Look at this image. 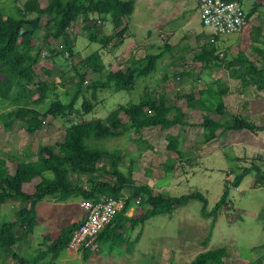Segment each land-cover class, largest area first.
Instances as JSON below:
<instances>
[{"label":"rangeland","instance_id":"obj_1","mask_svg":"<svg viewBox=\"0 0 264 264\" xmlns=\"http://www.w3.org/2000/svg\"><path fill=\"white\" fill-rule=\"evenodd\" d=\"M38 2L41 7L46 4V0H38ZM20 3H17L18 6ZM176 3L177 0H133L131 15L127 19H122V24L116 29H114L116 18L112 16L101 18L90 15L92 21H95L94 25L77 20L69 29L74 46L71 55L56 53L62 49L60 42L44 40L46 32L44 25L48 23L50 17L43 16L41 27L31 43L39 49L37 63L34 66L35 75L40 80L47 81L49 88L47 98L42 101H39L37 93L31 96L34 107L44 111L52 98L68 101L76 90L75 72L80 69L83 59L93 51L99 54L104 68L99 73H85L84 86H88L93 81H104L109 72L131 63L135 64L147 53H160L156 71L147 77L135 74L134 85L127 91L98 88L92 95L90 89H86L84 98L92 102V109L82 114L80 102L83 97L79 96L73 116L84 121L103 118L118 105L135 101L147 87L155 92L163 91L168 105L179 108L187 121L199 120L200 110L192 107V102L203 99L205 105L222 102L228 113L222 116L212 113L213 117L221 122L228 118V114L248 112L249 107H252L253 111L261 110L262 120L258 122L264 125V88L256 89L253 85H243L237 73L246 63L240 65L234 63L237 55L242 53L253 63L264 65V26L259 28L258 34L254 31L255 27L264 22V0H245L242 8L249 14L248 23L239 32L224 35L210 33V29L201 26L196 18L190 24L199 31L192 34L190 31L185 32V29L180 30L177 27L184 20L183 14L179 15L181 7ZM17 4L14 0H0V10L5 15L16 16ZM125 20L128 23H137L138 26L145 23L153 24L155 28L150 32L144 29L132 30V37L128 35L129 30L124 26ZM165 22L168 23L162 31L176 30L175 34L165 35L160 30L159 26ZM122 27L125 38L119 44L114 38H111L107 44L88 40V35L91 33L96 36H110ZM200 29L205 30L206 33ZM127 39L129 40L126 41ZM207 42L213 44L212 53L206 54L203 60H196L194 54L202 47L206 48ZM224 86L227 87V92L223 95L216 94L217 88ZM24 94L25 92L22 96ZM224 103L229 108H226ZM5 111L6 108L0 107V157L5 160L10 172L17 163L36 159L39 146H53L59 142L68 126L61 117L47 116L40 118L36 130L28 134L24 130L23 123L18 120L11 121L9 127H5V119H3ZM171 112L173 113L174 110ZM124 118L125 116L121 115V119ZM195 126L176 124L168 129L150 126L140 130H128L119 137L96 140V143L107 150L119 149L122 154L119 169L125 171L131 164V176L136 182L147 181L150 178L148 183L154 181L156 190L162 186L161 191H157L171 196H179L192 189L199 190L207 197L209 210L223 189L226 181L224 175L228 172L230 179H233L243 167L249 166L250 160L231 159L226 166L227 169H223L222 165L216 162L217 160L222 162L221 156L224 152L226 155L242 156L241 152L232 145L227 148L228 142L238 139L239 133L235 130L219 128L217 139L204 143L202 134ZM167 134L178 136L180 156L165 148ZM259 134L250 137L251 145L264 142V138H260ZM225 146L227 149H221ZM6 156L11 159H7ZM185 156L187 160L184 159ZM252 156L254 155H247V158L251 159ZM263 171L264 169L258 173L249 172L236 187L230 185L226 199L229 206L220 208L221 212L212 229V235L205 244L201 241L209 232L210 219L200 215L201 203L198 200H189L185 205L177 208L171 217L159 214L149 217L143 225H138L136 230L139 231V237L134 245V251L129 249L131 253L120 251L122 247L101 242L99 244L101 255L96 264H186L198 252L225 247L227 244L236 246L238 251L223 264H251L253 257L257 255L253 256L248 251L247 254L252 256L248 257L245 249L264 243L261 224L254 217L261 204L259 210L264 209ZM44 175L48 178L52 177L50 172H44ZM70 176L74 179L76 175L70 174ZM80 179L82 182L85 180L84 176ZM163 183L169 188L166 189ZM34 185L35 181L23 183L21 188L25 193H33ZM128 191L129 189H125L124 193L128 194ZM48 200L52 203L58 202L54 198H45L35 203L39 224L32 231L33 238L29 242L20 243L16 252L24 259L33 256L38 249H45L44 246L48 243L43 239L44 234L51 233L53 227L64 225L70 216L75 217L80 212L76 204L77 198L59 201L54 205L48 203ZM22 205L23 202L19 200H8L0 204V223L13 219L14 211ZM140 210L138 211L141 214ZM256 217L264 221V212L262 216ZM129 236L131 238V234ZM2 257L3 253H0V264H19L9 256L5 259ZM53 264L60 263L56 261ZM71 264L78 263L71 262ZM260 264H264V261Z\"/></svg>","mask_w":264,"mask_h":264},{"label":"trees","instance_id":"obj_2","mask_svg":"<svg viewBox=\"0 0 264 264\" xmlns=\"http://www.w3.org/2000/svg\"><path fill=\"white\" fill-rule=\"evenodd\" d=\"M237 1L241 3L242 0ZM14 2L15 4L21 2L19 6L15 5L16 16L5 15L0 10V107L6 108L3 112L5 127H9L11 121L18 120L23 123L25 132L32 134L38 126V120L47 116L61 117L68 126L59 142L53 146H39L35 160L17 163L12 172L7 169L5 160L0 157V203L8 200L25 203L14 211L13 219L0 223V253H3V259L9 256L19 264H37L46 255H49L50 261L55 260L65 249L69 235L77 222L61 227L57 237L46 244L45 249H38L30 258L24 259L16 253L20 243L26 241L32 233L36 224L35 203L40 199L54 198L59 202L70 198L93 199L99 194H108L114 198L126 197L121 212L97 234L96 240L100 244L102 241H111L114 238L122 239L116 231L124 222H128L131 227L141 225L149 217L171 214L189 200H198L201 203L200 215L210 219L211 229L218 211L226 202L230 185L236 187L249 172L258 173L262 168L264 169V165L259 164L262 157L254 154L249 166L243 167L235 174L231 184L224 182L218 200L209 210L207 200L199 190L192 189L179 196H171L160 191L154 193L149 185L136 182L131 176V164L125 171L119 169L122 158L119 149L107 150L96 143V140L119 137L128 130H140L150 126L168 129L178 124L199 126L202 131V141L206 143L215 138L218 128L259 131L264 130V125L233 114H228V118L219 122L213 115L222 116L228 113L222 102L205 105L203 99L192 102V107L200 110L199 120L187 121L179 108L168 105L163 91L155 92L147 87L135 101L118 105L103 118L84 121L73 116L79 96L83 97L80 102L82 114L92 109V102L84 98L86 89H90L92 95L98 88L127 91L134 85L135 74L147 77L156 71L160 53H147L135 64L131 63L109 72L104 81H93L88 86H84L85 73H99L104 68L99 54L93 51L83 59L80 69L75 72L76 90L69 100L63 102L59 98H52L47 108L39 111L34 107L31 96L37 93L39 101H42L47 98L49 88V83L40 80L34 72L39 49L32 46L31 41L41 27V18L50 17L48 23L44 25L46 30L44 40L60 42L62 49L56 53L71 55L74 46L69 29L74 22L80 20L85 24L94 25L95 21H92L90 15L101 18L112 16L116 18L114 23L116 29L122 24V19H127L131 15L133 0H46L43 7L39 5L38 0H14ZM245 12L249 19V14ZM260 27L254 28L255 34H258ZM111 38H114L117 44L121 43L125 38L124 27L115 30L110 36H96L92 33L88 35L90 42L100 44H107ZM212 51L213 44L207 42V47H202L196 52L194 58L203 60L205 55L211 54ZM234 63L239 65L246 63L237 73L243 85H253L256 89L264 88V65L253 63L242 53L237 55ZM18 92L21 94H17ZM23 92L25 94L22 96ZM226 92V86L216 90L218 95ZM121 115L125 116L124 120L121 119ZM165 148L180 156L176 135H166ZM6 158L11 159L8 156ZM44 172H50L52 177H46ZM70 174L76 175L75 178L72 179ZM82 176L85 178L84 182L80 179ZM32 181H35L34 191L27 194L21 186ZM125 189H129L128 194L124 193ZM135 198L139 199L138 206L142 208V213L137 218H128L125 212ZM209 236L210 230L201 242L205 244ZM133 244L134 242H131V245ZM231 250L232 248L225 246L201 251L196 253L187 264H223L230 258ZM248 251L253 256L257 255L251 264H260L264 261V243L253 246ZM87 256L86 251L82 253L83 259Z\"/></svg>","mask_w":264,"mask_h":264},{"label":"crops","instance_id":"obj_3","mask_svg":"<svg viewBox=\"0 0 264 264\" xmlns=\"http://www.w3.org/2000/svg\"><path fill=\"white\" fill-rule=\"evenodd\" d=\"M244 1L245 0H242L241 1V3H244ZM178 6H180L181 7V9H180V12H179V15H182L183 14V22H180L179 23V26L177 27V28H179L180 30H183V29H185V32H187L188 33V31H190V32H192V34L195 32V31H199L196 27L195 28H192L191 27V22L193 21V19L194 18H196L197 19V21L200 23V16H199V12H198V9H197V0H177V3H176ZM190 12V13H189ZM178 15V14H177ZM185 15H186V17H185ZM176 16V15H175ZM168 22H165L164 24H161V26H159V28H160V30L162 31L164 28H165V25L167 24ZM191 23V24H190ZM200 25H201V23H200ZM124 26L125 27H127V29L129 30V36H132L133 37V33H132V30H138V29H144L146 32H150V31H152V29H154L155 28V26L153 25V24H147L146 25V23L145 24H143V25H140V26H138V24L137 23H128L127 22V20H125V22H124ZM202 26V25H201ZM259 26H264L263 25V22H261V24H259ZM196 29V30H195ZM201 30V29H200ZM203 30V29H202ZM201 30V31H202ZM163 32V31H162ZM203 32L204 33H206V31L205 30H203ZM165 35H171V34H175L176 33V30H169V31H167V32H163ZM198 32H196V34H197ZM131 39V38H130ZM129 39H127L126 41H128ZM207 41V40H206ZM120 46V45H119ZM122 49V46L120 47V50ZM119 50V51H120ZM225 104V103H224ZM225 106H226V104H225ZM226 108H229V107H227L226 106ZM260 111L261 110H258V111H253V109H252V107H249V111L248 112H246V111H242V112H240L239 111V113L238 114H236L237 116H242V117H244V118H246V119H248V120H250V121H254V122H258V120H262V118H261V116H260ZM228 112V111H227ZM234 114V113H233ZM217 121H219L218 119H216ZM219 122H221V121H219ZM256 124H259V122L258 123H256ZM259 125H262V124H259ZM195 127H197L198 128V130L200 131V133H202V131H201V128L199 127V126H195ZM235 131H237V133H239V137H238V139H235V141L234 142H228V147L227 146H225V147H222L221 149H224V148H229L231 145L233 146V148L234 149H237V151L238 152H241V154H242V156H237L238 154H232V155H226L225 154V152L223 153V155L221 156V161L222 162H220V160H217V162L216 163H220L221 165H222V168L223 169H227V164H228V162L232 159V160H234V159H242V160H250V159H248L247 158V155H251V154H258V155H260L261 157H262V161H260L259 162V164L262 166V164L264 165V142H262V143H256L257 145H251V143H250V137H252V136H256V134H258V133H260L258 136H260V138H264V136H262L264 133V130H261V131H256V132H252V131H250V130H247V129H239V130H235ZM244 131H249L248 133L247 132H244ZM254 134V135H253ZM218 135H219V128L217 129V131H216V136H215V138L213 139V140H211V141H209V142H213V141H215L216 139H217V137H218ZM177 136V135H176ZM262 136V137H261ZM177 138H178V136H177ZM179 140V139H178ZM232 140H234V139H232ZM208 143V142H207ZM226 148V149H227ZM184 159H186L187 160V156H185L184 157ZM33 160H35V159H33ZM30 161H32V160H30ZM215 168H218V167H215ZM261 170H263V168L261 169ZM263 174H264V171H263ZM151 179L149 178V180H147V181H141V182H138V183H143V184H147V185H149L150 187H152V189H153V192H155V191H157V190H160L161 191V188L160 187H162V186H160L159 187V189H155V185H154V181H152L153 183H148L149 181H150ZM224 182V181H223ZM164 184V183H163ZM164 186L166 187V189H168L169 187H167V184H164ZM201 192V191H200ZM222 192V191H221ZM27 194H31L30 192H27ZM165 194H167V193H165ZM221 194V193H220ZM168 195V194H167ZM205 196V195H204ZM220 196V195H219ZM205 198H206V200H207V197L205 196ZM219 198V197H218ZM80 199H77V201H76V204H77V206L79 207V205H78V201H79ZM218 200V199H217ZM216 200V201H217ZM49 201V200H48ZM215 201V202H216ZM6 202V201H5ZM5 202H3V203H5ZM228 201L226 200V202H225V204L223 205V206H225L226 207V203H227ZM48 203H50V204H52V205H54L55 203H59V202H55V203H52L51 201H49ZM0 204H2V203H0ZM25 203H23V205H24ZM207 204H208V201H207ZM231 204V203H230ZM22 205V206H23ZM65 205V204H64ZM67 205V204H66ZM262 205V204H261ZM260 205V206H261ZM260 206L258 207V209H257V212L254 214V217L256 218V220H257V222L258 223H260L261 224V230H262V232H264V221L260 218V217H258V219L260 220H258L257 219V217L256 216H259V215H261L262 216V213L264 212V209L262 208V209H260L259 210V208H260ZM129 209V208H128ZM139 209H141L140 211H141V213H142V208L141 207H133L130 211H128V212H126V216L128 217V218H137L139 215H140V212L138 211ZM79 210H80V212H79V214L77 215V216H70L68 219H67V221H66V223L64 224V225H58V226H55V227H53V231H51V233H49V232H47L46 234H44V237H43V239L44 240H46V242L47 243H49L51 240H53L54 238H56L57 237V235H58V233H59V231H60V228L61 227H63V226H65V225H68V224H70V223H76V222H78L82 217H83V215H84V211L79 207ZM259 210V211H258ZM176 211V209L175 210H173L172 211V213L171 214H166V216H168V217H171L173 214H174V212ZM221 212V209L218 211V214H217V216H216V218H215V220H214V222H213V225H212V227H211V229H209L210 230V236L212 235V229H213V227H214V224H215V222H216V219H217V217H218V215H219V213ZM147 220V219H146ZM146 220L143 222V224L146 222ZM227 221H228V219H227ZM228 222H230V221H228ZM38 224H39V220H38V213L36 212V224L34 225V227H33V229L35 228V227H37L38 226ZM143 224H141V225H143ZM138 225H140V224H137V225H135V226H133V227H131L130 226V224H128V222H124L121 226V228L120 229H118L117 231H116V234H118V235H121V237H122V239L121 238H114L113 240H111V241H102V242H104V243H110V245H113V246H115V247H122L121 249H119L120 251H125V253H131L130 251H129V249L131 248V251H134V245L137 243V240H138V237H139V231H137L136 230V228L138 227ZM136 230V231H135ZM33 231V230H32ZM45 233V232H44ZM49 233V234H48ZM129 234H131V238H130V236H129ZM33 234L31 233L30 234V236L28 237V239L26 240V242H29L32 238H33V236H32ZM210 236H209V238H210ZM131 242H134V244L133 245H131ZM125 244H126V246H125ZM263 244V243H262ZM131 245V246H130ZM258 245H260V244H258ZM226 246H229L230 248H232V252H231V254H230V257H232V254H235V252L237 253V248H236V246H232V245H226ZM254 246H257V245H254ZM44 247H46V245L44 246ZM251 247H253V246H251ZM251 247H249V248H251ZM111 248V247H110ZM248 248V249H249ZM248 249H245V252H246V254H247V252H248ZM100 250V253L97 255V256H94V257H89V256H87V258L86 259H83L82 258V252H74V251H71V250H67V249H64L60 254H59V256L55 259V260H53V261H50L49 260V256L48 255H46L45 256V258L44 259H41L40 261H38V263L39 262H42V264H53L54 262H56V261H58L60 264H71V262H76V263H78V264H96L97 263V261H98V259H99V257H100V255H101V249H99ZM249 253V252H248ZM249 254H251L252 255V253H249ZM248 255V254H247ZM62 256V257H61ZM248 257H252V256H249L248 255ZM254 258V257H253ZM229 259V258H228ZM227 260V259H226ZM225 260V261H226ZM190 261V260H189ZM188 261V262H189ZM187 262V263H188ZM37 263V264H38ZM186 263V264H187ZM225 263V262H224ZM169 264V263H168Z\"/></svg>","mask_w":264,"mask_h":264},{"label":"built area","instance_id":"obj_4","mask_svg":"<svg viewBox=\"0 0 264 264\" xmlns=\"http://www.w3.org/2000/svg\"><path fill=\"white\" fill-rule=\"evenodd\" d=\"M197 9L201 25L208 27L210 33L216 35L239 32L249 20L237 0H197ZM224 179L229 183L233 180L228 172ZM125 198L99 194L93 199H80L78 205L84 215L71 231L65 249L82 253L86 251L89 257L97 256L100 253L97 234L121 212ZM138 204L139 199L135 198L126 212ZM226 205L229 206V202Z\"/></svg>","mask_w":264,"mask_h":264}]
</instances>
